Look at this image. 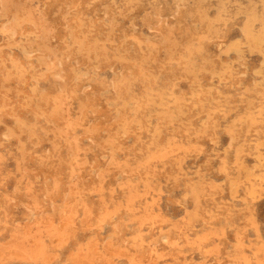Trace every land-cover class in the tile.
<instances>
[{"label": "rangeland", "instance_id": "374dc122", "mask_svg": "<svg viewBox=\"0 0 264 264\" xmlns=\"http://www.w3.org/2000/svg\"><path fill=\"white\" fill-rule=\"evenodd\" d=\"M0 264H264V0H0Z\"/></svg>", "mask_w": 264, "mask_h": 264}]
</instances>
